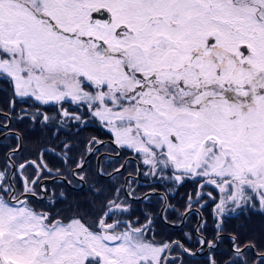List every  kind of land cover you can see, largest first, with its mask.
Segmentation results:
<instances>
[{
  "label": "snow or ice",
  "instance_id": "1",
  "mask_svg": "<svg viewBox=\"0 0 264 264\" xmlns=\"http://www.w3.org/2000/svg\"><path fill=\"white\" fill-rule=\"evenodd\" d=\"M0 93V264H264V0H0Z\"/></svg>",
  "mask_w": 264,
  "mask_h": 264
},
{
  "label": "flooded vegetation",
  "instance_id": "2",
  "mask_svg": "<svg viewBox=\"0 0 264 264\" xmlns=\"http://www.w3.org/2000/svg\"><path fill=\"white\" fill-rule=\"evenodd\" d=\"M3 93H0V96H3ZM97 127L90 125L88 128H86L83 132L82 135L79 136V138L81 137L79 142H75V140L72 141L73 147H72V152L70 153V155L74 158V159H78L79 156L81 154H84L87 161H88V165L90 166L91 169H95L98 165L99 166H103L104 169L107 172H112L113 168H117L119 167V165L121 163L125 162L126 157L128 156L127 153L122 154L119 157H112L111 159L108 158V156H106V154L110 155V149L106 148V147H101L99 145H90L88 144L87 140L89 136H97L100 140H105L107 141L109 139V136H104L100 131L96 130ZM11 141V137L9 138V141ZM96 148H99V151H95ZM89 149H92V151H88ZM25 155H27V153H25ZM3 156L2 153H0V163H3ZM19 162V161H18ZM135 169H136V162L133 160L131 161L128 165H126V169L122 170L121 172V176L118 177V179L120 181H122L124 179V177L128 176L129 173H133L135 174ZM147 182V178L140 176L137 178V183H134L132 186L134 188L137 189V195L148 191V189L146 187H137V184L143 185ZM195 187L194 184L189 183L186 184L184 187L179 188L178 192H173L169 194V199L170 202L172 204H176L179 207V201H181V198L183 197L185 192H191L192 189ZM209 191L211 190V188L208 189ZM158 192H159V196H153L152 197V207L156 208L157 210H159V204L163 203V201L160 200V197H162L164 195L165 189L163 187L158 188ZM175 198H172V197ZM148 205L146 203H141L138 205H135V207L137 209L140 208H144L147 207ZM211 206L203 209V213L205 215L206 218L209 219V223H211V218L208 217V213L211 211ZM139 212L136 213V215H138ZM170 218L175 219V215L172 213H169ZM197 223V218L196 217H189L188 220L186 221V224L188 225L187 227H183L181 230L184 232H190ZM158 227H162V226H158ZM163 231L165 233L170 232L171 234H173L174 238L176 235H178V230L173 228V229H168V228H164ZM158 239L160 237H157ZM188 247H192L194 248L195 245L189 243L187 245ZM178 264H180V262L178 261ZM183 264H206V253L204 252H198L197 255L195 257H190L187 254L183 255Z\"/></svg>",
  "mask_w": 264,
  "mask_h": 264
},
{
  "label": "trees",
  "instance_id": "3",
  "mask_svg": "<svg viewBox=\"0 0 264 264\" xmlns=\"http://www.w3.org/2000/svg\"><path fill=\"white\" fill-rule=\"evenodd\" d=\"M92 126H95V127H98L97 125H92ZM100 132L104 135V136H107V134H104L105 133V130H103V129H100ZM82 135V133L80 134V136ZM80 139H81V137L79 138V137H77L76 139H74L75 140V142H79L80 141Z\"/></svg>",
  "mask_w": 264,
  "mask_h": 264
}]
</instances>
